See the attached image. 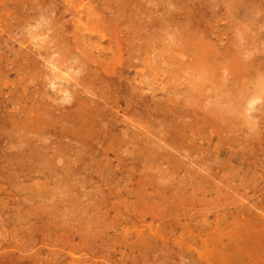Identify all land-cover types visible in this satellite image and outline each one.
I'll use <instances>...</instances> for the list:
<instances>
[{"label": "rangeland", "instance_id": "374dc122", "mask_svg": "<svg viewBox=\"0 0 264 264\" xmlns=\"http://www.w3.org/2000/svg\"><path fill=\"white\" fill-rule=\"evenodd\" d=\"M0 264H264V0H0Z\"/></svg>", "mask_w": 264, "mask_h": 264}, {"label": "bare ground", "instance_id": "6f19581e", "mask_svg": "<svg viewBox=\"0 0 264 264\" xmlns=\"http://www.w3.org/2000/svg\"><path fill=\"white\" fill-rule=\"evenodd\" d=\"M64 93V92H63Z\"/></svg>", "mask_w": 264, "mask_h": 264}]
</instances>
